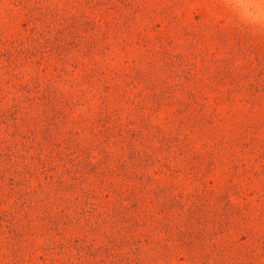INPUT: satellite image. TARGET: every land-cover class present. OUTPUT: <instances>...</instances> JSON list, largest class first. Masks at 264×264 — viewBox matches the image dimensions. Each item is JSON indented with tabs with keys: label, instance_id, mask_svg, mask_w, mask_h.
Instances as JSON below:
<instances>
[{
	"label": "rangeland",
	"instance_id": "obj_1",
	"mask_svg": "<svg viewBox=\"0 0 264 264\" xmlns=\"http://www.w3.org/2000/svg\"><path fill=\"white\" fill-rule=\"evenodd\" d=\"M0 264H264V31L0 0Z\"/></svg>",
	"mask_w": 264,
	"mask_h": 264
},
{
	"label": "clouds",
	"instance_id": "obj_2",
	"mask_svg": "<svg viewBox=\"0 0 264 264\" xmlns=\"http://www.w3.org/2000/svg\"><path fill=\"white\" fill-rule=\"evenodd\" d=\"M239 23L254 32L264 31V0H223Z\"/></svg>",
	"mask_w": 264,
	"mask_h": 264
}]
</instances>
